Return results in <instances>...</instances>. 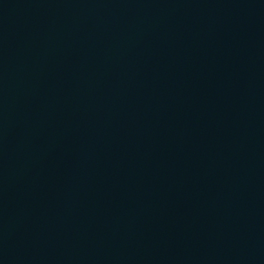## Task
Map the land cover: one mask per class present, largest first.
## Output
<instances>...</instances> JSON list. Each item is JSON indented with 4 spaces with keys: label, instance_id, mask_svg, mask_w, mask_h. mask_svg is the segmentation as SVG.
<instances>
[{
    "label": "water",
    "instance_id": "1",
    "mask_svg": "<svg viewBox=\"0 0 264 264\" xmlns=\"http://www.w3.org/2000/svg\"><path fill=\"white\" fill-rule=\"evenodd\" d=\"M0 264H264V0H0Z\"/></svg>",
    "mask_w": 264,
    "mask_h": 264
}]
</instances>
